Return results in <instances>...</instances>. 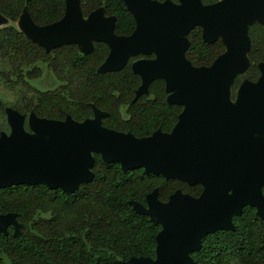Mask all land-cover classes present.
<instances>
[{
  "label": "water",
  "instance_id": "obj_1",
  "mask_svg": "<svg viewBox=\"0 0 264 264\" xmlns=\"http://www.w3.org/2000/svg\"><path fill=\"white\" fill-rule=\"evenodd\" d=\"M121 1L135 22L127 36L115 34V17L102 8L84 17L80 0H65L63 17L43 26L23 11L20 32L46 52L76 45L89 54L94 43L105 44L109 53L98 73L118 72L131 58L154 55L131 63L141 81L133 103L161 80L167 103L182 107L176 124L169 133L158 129L138 138L103 126L106 114L93 106V117L81 122L34 112L26 117L6 108L10 133L0 134V189L44 185L72 194L93 181L94 155L119 164L123 173L143 169L147 175L200 185L198 197L176 190L161 202L154 189L146 205L128 202L160 227L155 257H131L128 264H195L191 255L202 240L234 230L233 218L245 207L264 222V62L258 64L257 80H243L232 98L235 78L249 66L248 29L264 24V0ZM194 28H200L204 43L220 40L225 48L209 66H193L185 56ZM9 227L19 235L16 214L0 215V234L7 236Z\"/></svg>",
  "mask_w": 264,
  "mask_h": 264
},
{
  "label": "trees",
  "instance_id": "obj_2",
  "mask_svg": "<svg viewBox=\"0 0 264 264\" xmlns=\"http://www.w3.org/2000/svg\"><path fill=\"white\" fill-rule=\"evenodd\" d=\"M80 7L84 17L99 8L115 17L116 35L127 36L135 29L121 0H80ZM23 11L36 25H48L63 17L65 0H0V15L13 24ZM248 36L249 66L235 78L233 94L243 80H257L258 64L264 62V24L250 26ZM188 39L186 58L196 67L209 66L225 50L219 40L204 43L200 28ZM108 53L103 43H94L89 54L76 45L46 52L9 25L0 28V83L15 92L9 105L22 114L34 112L52 120L70 116L81 122L92 117L93 106L106 113L102 125L109 129L138 138L158 129L169 132L181 107L167 104L163 81L153 82L149 95L131 103L140 78L129 64L118 72L98 73ZM2 105L0 100V114ZM94 158L93 181L72 194L44 185L0 189V215L14 213L22 225L18 236L12 227L7 236L0 234V264H128L131 257L154 258L160 227L135 213L128 202L145 204L155 188L161 201L178 188L193 196L201 192L199 185L189 187L147 175L143 169L123 173L119 164H106L99 155ZM233 224L234 230L217 231L202 240L200 250L191 255L195 264H264V222L255 209L245 207Z\"/></svg>",
  "mask_w": 264,
  "mask_h": 264
},
{
  "label": "rangeland",
  "instance_id": "obj_3",
  "mask_svg": "<svg viewBox=\"0 0 264 264\" xmlns=\"http://www.w3.org/2000/svg\"><path fill=\"white\" fill-rule=\"evenodd\" d=\"M9 25H13L16 29H18L20 31V25H19V19L16 23H11L10 21H8L7 19H1L0 20V28L9 26ZM15 99V92L10 90L7 86L3 85L0 83V100L3 102V114H0V134L1 133H10V128L6 122V114H5V109L6 108H11L9 105V102ZM17 111V110H16ZM22 114V113H20ZM25 115L26 117L29 114H22ZM27 129V127H26ZM228 264H237L235 261H230Z\"/></svg>",
  "mask_w": 264,
  "mask_h": 264
},
{
  "label": "flooded vegetation",
  "instance_id": "obj_4",
  "mask_svg": "<svg viewBox=\"0 0 264 264\" xmlns=\"http://www.w3.org/2000/svg\"><path fill=\"white\" fill-rule=\"evenodd\" d=\"M177 1H178V0H177ZM177 1H173V2H177ZM202 2H203V1H202ZM217 41H218V40H217ZM219 41H220V40H219ZM189 47H190V46H189ZM224 49H225V48H224ZM224 51H225V50H224ZM186 52H187V51H186ZM223 53H224V52H223ZM220 55H221V54H220ZM185 56H186V54H185ZM153 58H154V55H152V56H150V57L139 56V57L131 58V59L129 60L128 64L130 65V68H131V63L134 62V61H136V60H140V59H153ZM128 64H127V65H128ZM136 76H137V75H136ZM156 81H157V80H156ZM160 81H161V80H160ZM154 82H155V81H154ZM140 83H141V81H140ZM163 83H164V82H163ZM151 84H152V83H151ZM139 86H140V85H139ZM149 87H150V86H149ZM137 89H138V88H137ZM136 91H137V90H136ZM136 91H135V93H136ZM164 91H165V86H164ZM165 94H166V93H165ZM143 95H149V93H148V94H143ZM143 95H141V96H143ZM141 96H140V97H141ZM140 97H139V98H140ZM166 97H167V95H166ZM234 97H235V94L232 93V98L234 99ZM134 98H135V97H134ZM139 98H138V99H139ZM138 99H137V100H138ZM133 100H134V99H133ZM133 100H132L131 103H133ZM137 100H136V101H137ZM136 101H135V102H136ZM135 102H134V103H135ZM166 102H167V101H166ZM167 104H168V103H167ZM179 107H181V106H179ZM181 111H182V107H181ZM104 113H105V112H104ZM105 114H106V113H105ZM92 117H93V115H92ZM92 117H91V118H92ZM104 117H106V115H105ZM104 117H103V118H104ZM103 118H102V120H103ZM177 120H178V119H177ZM173 127H174V126H173ZM171 130H172V129H171ZM171 130H170V131H171ZM170 131H169V132H170ZM162 132H163V131H162ZM169 132H165V133H169ZM124 133H125V132H124ZM167 180H168V179H167ZM174 181H176V180H174ZM177 182H179V181H177ZM179 183L184 184V185H186V186H189V185H187L186 183H183V182H179ZM194 186H196V185L189 186V187H194ZM199 186H200V185H199ZM200 187H201V186H200ZM155 189L158 190V188H155ZM153 190H154V189H153ZM153 190H152V191H153ZM176 190H181L183 193H187V192H184L181 188H178V189H176ZM176 190H175V191H176ZM152 191H151V192H152ZM175 191H174V192H175ZM174 192H173V193H174ZM201 192H202V187H201ZM201 192H200L197 196H193V195H191V194H189V193H187V194H189V195H191V196H193V197H198V196L201 194ZM173 193H172V194H173ZM157 196H158V194H157ZM169 196H170V195H169ZM168 198H169V197H168ZM158 199H159V197H158ZM159 200H160V199H159ZM167 200H168V199H167ZM167 200H166V201H167ZM160 201H161V200H160ZM166 201H161V202H166ZM141 204H142V203H141ZM143 205H146V201H145V204H143Z\"/></svg>",
  "mask_w": 264,
  "mask_h": 264
}]
</instances>
